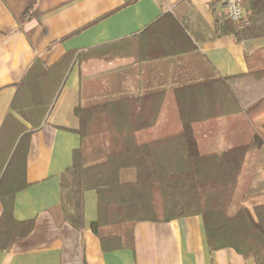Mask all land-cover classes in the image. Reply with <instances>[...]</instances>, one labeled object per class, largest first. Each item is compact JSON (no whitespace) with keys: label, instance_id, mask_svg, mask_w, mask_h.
<instances>
[{"label":"crops","instance_id":"0c3cea01","mask_svg":"<svg viewBox=\"0 0 264 264\" xmlns=\"http://www.w3.org/2000/svg\"><path fill=\"white\" fill-rule=\"evenodd\" d=\"M249 1L243 0L246 14ZM224 17L222 0H0V136L10 126L9 116L33 129L24 167L27 184L15 194L13 217L34 222L25 238L0 248V264H256L233 248L211 250L201 215L140 221L134 248L104 251L92 230L96 190L84 193L82 231L59 224L54 214L62 174L82 142L75 108L94 94L134 97L131 104L118 105L119 113L133 117L126 114L118 123L139 129L134 132L139 142L179 131L180 110L195 118L217 113L196 121L202 151L250 140L252 128L224 80L249 71L247 54H264V36L239 42L224 32ZM99 47L112 57L97 58ZM71 53L79 56L35 128L12 108L19 85L37 59L51 67ZM5 154L0 151V168ZM246 161L250 184L240 205L252 210L264 205V145ZM122 175L135 179L133 169ZM3 211L0 200V228Z\"/></svg>","mask_w":264,"mask_h":264},{"label":"trees","instance_id":"16d2710c","mask_svg":"<svg viewBox=\"0 0 264 264\" xmlns=\"http://www.w3.org/2000/svg\"><path fill=\"white\" fill-rule=\"evenodd\" d=\"M246 8L248 24L225 17L222 20L224 32L235 35L239 42L264 36V0H250ZM103 49L94 50L97 58L112 57ZM261 52L247 54V73L224 80L238 112L243 113L252 128V136L248 142L221 151H202L195 129L199 118L207 119L217 113L195 118L180 110L179 131L139 142L134 134L139 129H127L118 123L126 114L133 117L132 112L119 113L118 105L131 104L134 97L111 99L94 94L88 102H80L75 114L80 119L82 142L74 153L73 165L62 174L61 202L54 210L57 222L82 231L84 193L93 189L98 195V217L92 230L104 251L134 248V228L140 221L167 222L201 215L211 250L233 248L244 258L264 264V205L252 210L240 206L250 184V176L245 174L246 156L264 145ZM77 56L71 53L51 67L37 59L27 70L12 108L35 128L54 103L55 88L63 82ZM176 98L179 102L182 99L179 95ZM9 122L0 136V151L6 153L0 168L5 222L0 228L2 249H9L34 227L33 221L18 222L13 217L15 194L27 184L24 167L33 129L13 116H9ZM128 169L135 171L134 180L123 178V171Z\"/></svg>","mask_w":264,"mask_h":264},{"label":"built area","instance_id":"2783aa9c","mask_svg":"<svg viewBox=\"0 0 264 264\" xmlns=\"http://www.w3.org/2000/svg\"><path fill=\"white\" fill-rule=\"evenodd\" d=\"M224 15L231 21L242 25L249 23L248 15L243 8V0H222Z\"/></svg>","mask_w":264,"mask_h":264},{"label":"rangeland","instance_id":"374dc122","mask_svg":"<svg viewBox=\"0 0 264 264\" xmlns=\"http://www.w3.org/2000/svg\"><path fill=\"white\" fill-rule=\"evenodd\" d=\"M89 151H91L92 150V146H91V143H90V146H89ZM91 164V163H90ZM240 203H241V201H240ZM241 206V205H240ZM241 207H243V206H241Z\"/></svg>","mask_w":264,"mask_h":264}]
</instances>
